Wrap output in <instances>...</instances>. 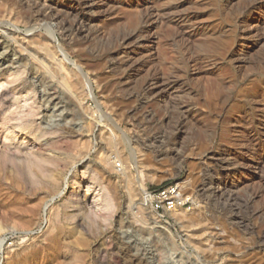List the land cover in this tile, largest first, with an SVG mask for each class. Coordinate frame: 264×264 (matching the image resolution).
I'll return each instance as SVG.
<instances>
[{
    "label": "rangeland",
    "instance_id": "1",
    "mask_svg": "<svg viewBox=\"0 0 264 264\" xmlns=\"http://www.w3.org/2000/svg\"><path fill=\"white\" fill-rule=\"evenodd\" d=\"M195 1L186 9L212 10L203 17L205 21L216 17L215 10L224 9L227 25L234 28L248 8L264 0H225L214 7L203 4L204 0ZM22 8L20 0H0V53L7 51L8 60L16 54L20 64L12 67L7 63L0 71V264H264V171H257L253 185L241 190L230 187L231 193L223 197L209 193L205 197L200 191L211 185L218 187L220 174L214 171L224 165L221 158L228 157L233 163L227 173L234 183L257 165L250 159L263 150L264 129L248 123L252 116H245L250 110L246 92L253 84L264 83V40L257 44L252 35L246 47L240 48L242 38L237 36L227 50H195L199 55H214L221 62L212 76L222 82V103H212L205 93L201 98L202 89L196 91L199 76H191L177 86L174 97L147 104L151 98L146 88L152 72L171 81L190 70L189 52L173 30H158L165 41L160 58L124 83L125 67L109 72L115 59L101 69H91L90 65L99 54L116 48L121 37L134 27L122 21L115 25L118 30L110 40L69 45L62 37L46 39L45 34H50L46 26L31 29L27 25L29 11ZM245 18V24L251 23L252 29L264 33V7ZM104 23V19L97 22ZM245 24L240 32L248 28ZM232 43L239 49L233 57H226L230 48L236 50ZM78 52L87 64L85 69L76 64L77 56L66 57V66L60 64L64 56ZM243 63V67L238 66ZM200 81L207 84L205 78ZM42 86L59 97L64 94L57 110V101H49ZM198 101L206 103L198 105ZM189 104L205 114L198 117L193 112L189 117L183 112ZM65 122L84 130L85 136H69L61 126ZM245 137L250 139L243 142L247 147L241 144ZM77 139L80 143L76 146L85 144L79 146L82 161L78 167L70 161L61 169L76 188H91L88 199L82 206L71 202L69 208L65 196L56 199L49 221L42 211L28 215L25 208L33 201L20 190L26 185L23 179L29 180L34 164L48 158L50 149L74 148ZM250 150L255 153L250 154ZM130 151L140 159V166L130 170L133 193L129 192V178L123 175L126 165L122 164V153ZM202 156L206 160L201 161ZM120 163L122 166L117 165ZM113 168L118 175H112ZM211 176L214 181L210 185ZM172 181L182 182L194 200L191 206L181 208V216L186 212L182 219L177 216L179 220L172 212L159 214L147 205L140 186L156 188ZM258 183L261 189L255 186Z\"/></svg>",
    "mask_w": 264,
    "mask_h": 264
},
{
    "label": "bare ground",
    "instance_id": "2",
    "mask_svg": "<svg viewBox=\"0 0 264 264\" xmlns=\"http://www.w3.org/2000/svg\"><path fill=\"white\" fill-rule=\"evenodd\" d=\"M20 1L24 4V9L23 8L22 9L25 11H29L28 20L26 18L25 19L27 20V23H28L27 25H29L31 27V29H33V27H35L37 25H40V26L42 25L43 27L46 26L49 33H50L47 35L45 34L46 39H53L54 40V38L59 39V37H62V39H64L65 42H67L69 45H73V44L91 45L93 42H105L107 40H110L112 37L114 38V36H115L114 35L115 29L118 30L115 25L120 24V22H122V21L127 22L129 27H134V29L132 31L128 32L127 34L123 35V37H121V39L118 42V46L116 48H114V49H112L106 53L99 54L97 57L98 60L95 63L90 65L91 69H93V67H94V69H101L102 67H105V64H107L108 60L115 59L116 64H112V67H111L109 72L113 71L114 68H117V67H125L127 70V73L123 76V78L126 79L124 83L131 82V79L135 75H137L138 73H141L144 70L150 69L152 67V65H154L155 62L160 58V49H161L163 43H165V41H164L163 37L160 36V33H158V30L159 29L173 30L176 39H178V41H180L183 44V46L185 47L187 52H189L188 63L190 66V68H189L190 70L188 72H185L184 74L181 73L182 74L181 76L179 73L178 76H176L175 79L174 80L172 79L171 81H167L168 79L167 80H166V78L164 79L163 75H162L163 76L162 77L160 75V73L155 72L153 70L154 72L151 73L152 78H150V80L152 82L150 81L149 82L150 84H148V85H150L149 88L148 87L146 88L148 90L147 91L148 96L151 98V100H146L147 104L148 103L157 104L160 101L165 100L166 98H170L171 96L174 97L173 93L177 90L176 89L177 86L185 83L184 82L185 80L187 82L188 81L187 79H189L191 76H199V82L197 83L198 86H197L196 91H199V89L201 91V89H202L203 93L202 94L200 93L201 98L203 97V94L205 93L206 96H204V97L209 98L210 100L213 99V100H211L212 103L213 102L214 103L221 102L223 99L222 94H221V91L223 89L222 82L219 80L217 81V79L212 76L215 72H218L217 69L219 68V65L221 62L218 61L214 55H208V56L199 55V53H195V50L197 48H205V49L219 48L220 50H223V49L227 50L232 39H236L237 36H240V38H242L241 42L237 46L240 48L246 47V43L249 39H251L250 37L252 35L254 36V40H255V38L257 39V42H256L257 44L261 43L264 40V33L260 29H258V28L252 29L251 23L248 25L245 24L247 22L245 16L247 14H252L255 10H261L264 7V1H262L261 3H257L255 5H252V7L248 8L247 10L245 9L246 10L244 13L245 16L241 17V20L238 22L239 25H237L234 28H230L231 25L230 26L227 25V17L224 16V9L219 8L218 10H215L216 11L215 12L216 17L211 19L210 21H205L203 19V17L205 16V14L209 13L212 10H209L208 12L205 13V12L191 11L189 9H186L187 5L196 4L197 2L195 0H69V1H64V2L62 1L63 3L59 0L58 1H55V0H20ZM221 1H225V0H204L203 4L208 3L209 5L211 4L214 7V6H217L218 4H220ZM25 5L28 7V8L26 7L28 10L25 8ZM101 19L102 20L104 19L105 23L102 25L97 24V22ZM9 24H10V22H9ZM244 24L248 28L246 30H243L242 32H240V30H241L240 27H242V25H244ZM35 28H37V27H35ZM1 31H0V33H1ZM116 34H117V32H116ZM26 35H27V33H26ZM232 44H234V43H232ZM236 44L237 43L234 44L235 47H236ZM166 46H168V45H166ZM237 47L235 48L236 50H234L233 48L232 49L230 48L226 54V57L227 56L233 57L235 55L237 49H239ZM0 48H2L1 39H0ZM6 53H7V51L0 53V71H2L6 66H8L7 63H10L9 66H12V67H14L16 65L18 67V65H20L19 64V57L16 56V54H14L15 55L14 58H11L8 60ZM75 56L78 57V58L76 57L77 58L76 64H78L81 69H85V65H87V64H86V62L83 61V58L81 57L79 52L77 54L72 53L69 56H64L63 59L60 60V64L63 66H66L67 62L65 61V58L66 57L67 58H71V57L73 58ZM35 57H36V55L34 56V58ZM238 59L239 58L237 57V60ZM37 60H38V58H37ZM240 61H241V59H240ZM238 66L243 67L244 63L240 64V65L238 64ZM7 71H8V69H7ZM252 76H254V74H252ZM202 78L206 79L207 84H205V82L200 81V79H202ZM253 79H255V78H253ZM78 84H79V82H78ZM223 84H224V82H223ZM42 87H44V86H42ZM42 87H41V89H42ZM180 87H178V89ZM46 88H45V90H46ZM158 88L159 89L161 88V89L159 92H156V90ZM192 89L195 90L194 87ZM46 91H44V92H46ZM190 91H191V88H190ZM178 93H177V95H179ZM46 94L49 98V101H54V100L57 101L56 105H54V106H56L55 108L57 110V108H58L57 106L60 105V103H62V101H64V99H60V97L64 94H62V92H61L62 95L60 94L61 96L59 97L58 93H56L55 91L50 90V89L46 92ZM153 94H155V95H153ZM197 94H198V92H197ZM197 94H195V95L198 96ZM246 95H247L246 98L249 97V99H250V101H249L250 102L249 103L250 110H249V112L248 111L246 112L245 116L247 119H248L249 115L252 116L251 122H248V120H247V122L250 124L251 123H257L258 127L261 126L264 129V83L253 84L249 88V90L246 92ZM199 102L201 103L202 101H198V105H199ZM206 102L209 103L207 100H206ZM206 102L204 101V103H206ZM204 103H201V105H204ZM240 104H241V102H240ZM243 104H246V103H244V101H243ZM191 105H193V104H191ZM195 105L197 106V104H194L193 106H195ZM45 106H46V104H45ZM185 106H184L185 111H183V112L187 113L189 115V117H190V114H194V113H195V116L197 115L198 117L203 114L202 111L197 110L196 108H190L189 107L190 104L185 105ZM204 107H206V106H204ZM237 107H236V109H237ZM240 107H238V108H240ZM247 107H248V105H247ZM241 108L239 109L240 111H241ZM222 110L223 109H221L220 112ZM132 111H133V109L131 110V112ZM244 114H245V112H244ZM53 116H54V114H53ZM183 117H184V114H183ZM216 117H217V115H216ZM185 120H187V119H185ZM230 123H231V121H230ZM240 124H242L244 126V123H240ZM236 125H238V124L236 123ZM61 126L65 127L66 133L73 138H79L81 136L82 137L85 136L84 130H80V129L77 130V129H75V127H73L74 125L71 126L69 123L65 122V124L61 123ZM251 128H253V127H251ZM244 130H245V128H244ZM255 130H257V129H255ZM257 131H259V130H257ZM232 132H231V134H232ZM238 132H236V133H238ZM255 134H257V133H255ZM236 136H239V135H236ZM241 136H243V135H241ZM139 138H140V136H139ZM243 139L244 140L247 139V140H245V141L241 140L242 141L241 144H243L244 147H245V145L247 147L248 145L244 144V143L245 142L247 143V141H249L250 139L246 138V137ZM263 139H264V137H263ZM137 140H138V138H137ZM76 142L77 143H75L74 148L62 147V148H57V149H54V148L50 149L48 158L45 157L40 162L35 163V164L33 163L35 165L34 171L32 170L34 165L32 166V169L30 166V169L32 170V172L34 174H32V176L29 178V180L23 179L22 182L25 183L26 185L25 186L22 185L20 187V190L24 193L29 194L31 196V200L33 201V203L31 205L26 206V208H25L28 215L35 216V215L39 214L40 211H42V215L45 216L46 220L49 221L52 218V215H50V212H53V208H54L53 203H54V201H56V199H58L62 196H65V205L68 206L67 208H69L71 202L77 203V205L82 206V205H84L83 203L88 199L89 194H90V192H88V190H90L91 188L89 186L84 187L83 189L76 188V186L73 182L70 183L69 175L67 174L65 176L64 169H61L62 165L68 166V163L70 161H71L70 163L73 164V167H78V163L82 161V159H79L80 155H83L81 148H79V146H82V145L85 146V144L76 146V144L80 143L79 139H77ZM257 142L255 141V143H257ZM150 143H152V142H150ZM255 143H253V144H255ZM260 148H262V147H260ZM82 150H84V148ZM75 152H78L79 154L76 155ZM130 152L131 153H127V152L122 153L124 156V158H122V164L126 165L123 175L126 176L127 179L129 178L128 179V181H129V184H128L129 192L133 193L134 190H133V187L130 183V180H131L130 179V176H131L130 170H132V168H134V167L138 168L140 166V159L136 158L135 155L132 154V151H130ZM84 153H85V151H84ZM251 153L253 155L255 153L254 150H250V154ZM220 156H221V154H220ZM205 157L206 156H202L200 158V160L202 161L203 159H205ZM227 158H221L220 161L224 165H222L220 168H218V170L214 171V172H217L220 174L219 181H218V187H216V188L211 187L212 186L211 184L214 181V177L211 176V179L208 182L211 186H209L208 189L202 188L200 190V191H202L201 194L203 196L206 197L207 194L209 193L210 195L223 197L224 195H226L228 193V191L230 192V187L238 188L239 190H241L244 187L251 186V184L254 183L255 179L257 178V171L258 170L264 171V143H263L262 152L259 154L256 153V155L253 156L252 159H250V160H255L257 162L255 169H251V170H249L243 174L241 173L242 178L237 183L232 182L233 179L231 178V175H229L227 173V171L229 170L228 167H229L230 163H232ZM229 158H231V157H229ZM132 161H134V164L130 165ZM122 164L120 163L117 165L122 166ZM232 165H233V163H232ZM249 166L250 165H248L247 167H249ZM115 168H116V166H115ZM213 169H214V167H213ZM208 170L209 169H207V172H210ZM110 172L112 173V175H118L117 170H115L114 168L112 170H110ZM63 174H64V176H63ZM259 174H262V173H259ZM22 175H24V174H21V176ZM238 176H240V175H238ZM262 178H263V175H262ZM259 183H261V182H259ZM20 184H21V182H20ZM140 186H141V189L143 190V192H146L147 187L144 186V184H141ZM255 186H258V187L260 186V189H261L260 184L259 185L256 184ZM262 188H264V186ZM84 191H86V192L83 193ZM231 191L236 192L237 190L231 189ZM41 194H48L49 197L47 199H45L44 197L40 196ZM261 196L263 197L264 193ZM229 197H230V195H229ZM227 199H228V197H227ZM181 210H183V209H177L174 212H172L174 214L173 216H176L175 217L176 219H178V218L182 219L184 212H186V211H183V215L181 216L179 213ZM177 216H178V218H177Z\"/></svg>",
    "mask_w": 264,
    "mask_h": 264
},
{
    "label": "built area",
    "instance_id": "3",
    "mask_svg": "<svg viewBox=\"0 0 264 264\" xmlns=\"http://www.w3.org/2000/svg\"><path fill=\"white\" fill-rule=\"evenodd\" d=\"M144 201L159 214L174 212L194 202L185 185L180 181H172L165 185L149 188L144 195Z\"/></svg>",
    "mask_w": 264,
    "mask_h": 264
}]
</instances>
